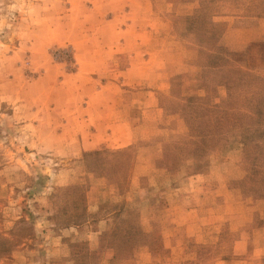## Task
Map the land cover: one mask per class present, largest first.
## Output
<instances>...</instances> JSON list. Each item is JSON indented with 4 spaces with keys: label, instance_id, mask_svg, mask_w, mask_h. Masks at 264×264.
Returning <instances> with one entry per match:
<instances>
[{
    "label": "rangeland",
    "instance_id": "374dc122",
    "mask_svg": "<svg viewBox=\"0 0 264 264\" xmlns=\"http://www.w3.org/2000/svg\"><path fill=\"white\" fill-rule=\"evenodd\" d=\"M114 1L0 0V264H264V0H153L184 65L109 142L83 53Z\"/></svg>",
    "mask_w": 264,
    "mask_h": 264
},
{
    "label": "crops",
    "instance_id": "0c3cea01",
    "mask_svg": "<svg viewBox=\"0 0 264 264\" xmlns=\"http://www.w3.org/2000/svg\"><path fill=\"white\" fill-rule=\"evenodd\" d=\"M169 5L174 6L175 2H169ZM153 6L155 7L153 0L114 1L112 7L104 10V13L101 12L106 14L101 20V23L104 22L109 25L108 33L112 34L110 36V42H105L106 44L102 46L93 45V50L90 51L89 49L92 48L90 45H87V51L83 53L85 60L83 61L84 68L100 72V77L98 75L93 77L95 84L99 81V85L94 88L93 94L88 96L85 102L87 104L86 108L88 109L92 105L91 101L93 100L92 108L95 110V120L92 133L94 135L101 134L103 137L105 136L104 139L102 138V141L110 140L109 142H111L115 138L121 141H130L133 138V130L139 123L138 119L140 115L145 113L146 106L148 104L150 105V101L157 91L163 88L160 86V83L166 84L164 78L169 79L173 74L180 73V67L184 65L182 61H177L175 64H168L164 60L165 57L163 54L173 52L174 50L150 41V39L155 40L159 35L163 36V30H158L161 28V25H156L155 22L159 20L164 25V19L162 17L160 18L156 14L157 18H155ZM108 10H112V12ZM154 19L157 20L155 21ZM253 21L255 23L250 30L254 32V36L260 37L262 30H264V16H254ZM168 26L169 22L166 21L165 28ZM231 29L230 25L226 26L222 33L223 37L230 38ZM90 52L93 53V56L87 57V53ZM138 54L147 55L136 58ZM174 68L177 69L174 71ZM167 69L170 71L166 73ZM109 70L114 72L113 75L108 73V76L116 77L115 79H107V83L109 86L111 84H118L120 86L119 92L123 95V99H120V101L119 95L116 96L111 91H107V87L106 91H103L106 85L100 82L101 76H103V72ZM146 70H149L148 73L151 72L149 73V77L147 76L148 73L146 76L144 75ZM115 73L120 77H117V75L114 76ZM147 78L151 79V81L141 82L142 79ZM133 84L141 85H139V88L133 90L129 88V86L134 87ZM181 85H185L183 75ZM133 96L134 98H132ZM88 118L90 117L88 116ZM156 127L158 125L155 126V129H157ZM168 127L165 126L161 129H167ZM82 148L86 149V147Z\"/></svg>",
    "mask_w": 264,
    "mask_h": 264
}]
</instances>
